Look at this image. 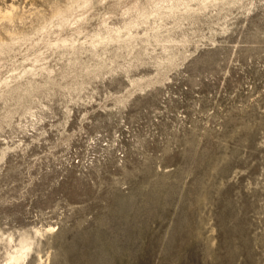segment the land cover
<instances>
[{"label":"rangeland","instance_id":"rangeland-1","mask_svg":"<svg viewBox=\"0 0 264 264\" xmlns=\"http://www.w3.org/2000/svg\"><path fill=\"white\" fill-rule=\"evenodd\" d=\"M264 264V0H0V264Z\"/></svg>","mask_w":264,"mask_h":264},{"label":"bare ground","instance_id":"bare-ground-1","mask_svg":"<svg viewBox=\"0 0 264 264\" xmlns=\"http://www.w3.org/2000/svg\"><path fill=\"white\" fill-rule=\"evenodd\" d=\"M30 249H31L30 244H28L27 242H23L22 247H20V250L11 256L10 263L17 264L24 261Z\"/></svg>","mask_w":264,"mask_h":264}]
</instances>
